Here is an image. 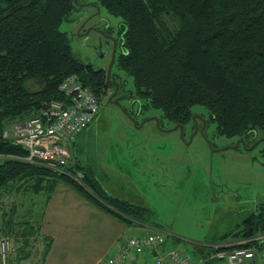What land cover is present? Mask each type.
<instances>
[{"label":"trees","instance_id":"trees-1","mask_svg":"<svg viewBox=\"0 0 264 264\" xmlns=\"http://www.w3.org/2000/svg\"><path fill=\"white\" fill-rule=\"evenodd\" d=\"M84 1L0 0V197L16 191L18 197L43 195L44 200L36 221L31 214H19V200L10 210H0V240L23 238L18 256L11 260L9 253L8 261L14 264L32 255V239L44 241L45 260L53 238L42 234L40 220L60 183L124 223H143L147 215L146 208L110 196L94 171L73 156L59 169L26 161L28 149L11 134L14 124L40 116L52 102L67 107L71 100L60 85L69 77L101 100L103 72L75 55L68 33L61 29ZM94 6L121 17L116 69L125 84L128 78L133 81L128 96L145 110H160L161 123H185L193 113H203L207 122H215L218 133L241 137L248 149L264 141L256 134L264 135V0H94ZM166 17L176 25L168 24ZM255 141L261 142L253 147ZM78 173L83 174L80 179ZM231 236L245 242L224 248L251 247L264 256V202ZM131 250L136 249L128 254Z\"/></svg>","mask_w":264,"mask_h":264},{"label":"rangeland","instance_id":"rangeland-1","mask_svg":"<svg viewBox=\"0 0 264 264\" xmlns=\"http://www.w3.org/2000/svg\"><path fill=\"white\" fill-rule=\"evenodd\" d=\"M80 3L84 6L73 13L71 20L64 21L61 29L68 33L75 55L98 69L103 64L95 51L103 33L98 26H109L117 32L121 17L94 6V0ZM166 22L176 25L171 17H166ZM127 81V88L131 89L133 81ZM100 103V111L77 134L69 150L94 171L96 180L106 185L104 190L110 196L146 208L142 222L161 230L174 249L187 253V245L212 249L216 243H237L231 232L264 202V141L248 149L239 142L241 137L218 133L212 121H208L203 134L187 131L181 136L174 130L162 132L155 121L143 123V115L136 125L122 107L103 97ZM194 110L205 112L203 107ZM160 112L152 109L147 114ZM256 134L258 139L264 137L261 131ZM16 193L2 194L0 210H10L12 203L19 200V214H31L33 220H39L44 208L43 195L18 197ZM15 232L21 231L15 227ZM10 236L6 254L10 253L13 260L23 238ZM30 245L32 255L21 264H43L44 241L32 239Z\"/></svg>","mask_w":264,"mask_h":264},{"label":"built area","instance_id":"built-area-1","mask_svg":"<svg viewBox=\"0 0 264 264\" xmlns=\"http://www.w3.org/2000/svg\"><path fill=\"white\" fill-rule=\"evenodd\" d=\"M60 88L71 100L67 107H63L60 102H52L42 110L40 116L16 123L11 127L14 140L28 149L29 154L24 158L26 161H43L47 166L55 169L67 164L70 157L69 145L94 119L101 106L98 95L90 87L77 82L74 77L63 81ZM9 133L6 130L4 135L8 136ZM82 176V173H78V177ZM165 242L166 236L160 230L150 234L134 235L127 241L121 242L119 250L107 260V264H122L131 248L141 251L146 247H156ZM243 242L245 241L240 243ZM10 243L11 241L5 238L0 241L2 264H9L6 259V248ZM223 246L228 245H217L209 259L224 260L226 264H264V256L259 261L254 248L237 246L222 249ZM169 263L204 264L196 263L179 249L159 253L149 264Z\"/></svg>","mask_w":264,"mask_h":264},{"label":"crops","instance_id":"crops-1","mask_svg":"<svg viewBox=\"0 0 264 264\" xmlns=\"http://www.w3.org/2000/svg\"><path fill=\"white\" fill-rule=\"evenodd\" d=\"M44 212L40 220L41 232L53 240L43 264H107V259L119 250L121 242L137 234L158 230L144 223L122 222L65 183L57 185ZM230 243L224 244L233 245ZM214 245L212 249L196 244L185 246L187 253L195 256L179 250L196 263L226 264L224 260L209 259ZM173 248L176 247L167 243L166 236V242L158 248L131 250L122 264H149L157 253Z\"/></svg>","mask_w":264,"mask_h":264},{"label":"flooded vegetation","instance_id":"flooded-vegetation-1","mask_svg":"<svg viewBox=\"0 0 264 264\" xmlns=\"http://www.w3.org/2000/svg\"><path fill=\"white\" fill-rule=\"evenodd\" d=\"M98 28L97 29L102 30L103 33H100L101 37H99L98 43L95 45V51L98 54V57L103 61V64L99 65L98 69L95 68V70L103 72V75L105 76L104 83L101 86L102 88H100V98H106L111 104L122 107L123 110H125V114L127 115L128 119H130L136 125L139 124L137 119L143 115V123H146L150 120L155 121V124L157 123L158 130L162 132L174 130L178 131L181 136L187 131H191V133L194 132V135L197 133L203 134V131L201 130L204 129L208 124L205 114L193 113L191 118L185 123H175L166 126L167 122L163 120L161 123V118L159 115H148L147 112L149 113L150 110H145L137 98L128 96L129 93L126 92V89H128L127 85L123 81V76L119 73L115 66L117 57L121 51V35L119 30L115 32V29L109 26H98ZM136 103L139 105L138 108L136 107ZM175 126H177V128L173 129ZM181 126L183 128L182 131ZM259 142L255 141L253 147Z\"/></svg>","mask_w":264,"mask_h":264},{"label":"water","instance_id":"water-1","mask_svg":"<svg viewBox=\"0 0 264 264\" xmlns=\"http://www.w3.org/2000/svg\"><path fill=\"white\" fill-rule=\"evenodd\" d=\"M112 66V65H111ZM111 66H110V69H111ZM110 69H109V73H110ZM177 128V126H175V127H173V129H176ZM182 126H181V131H182ZM201 131H203V129L201 130ZM239 142H240V140H239ZM242 142L244 143V145H245V143H246V141L243 139L242 140ZM237 145H238V143H237ZM237 145H235V146H237Z\"/></svg>","mask_w":264,"mask_h":264}]
</instances>
